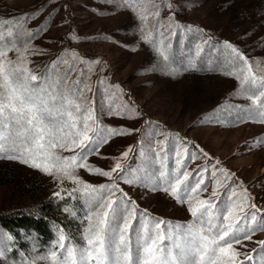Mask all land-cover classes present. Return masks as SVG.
<instances>
[{
    "label": "rangeland",
    "instance_id": "obj_1",
    "mask_svg": "<svg viewBox=\"0 0 264 264\" xmlns=\"http://www.w3.org/2000/svg\"><path fill=\"white\" fill-rule=\"evenodd\" d=\"M167 2L171 3V8L166 6V0L157 3L160 5L157 19L163 25L159 30L166 37L174 38L169 39L171 46L174 47V40L179 45L174 63L184 65L180 72L163 66L153 46L142 39L141 24L136 22L132 11L116 2L0 0V19L17 18L35 34L30 42L28 59L31 63L28 66L37 76L58 57L78 54L81 60L77 61V68L85 69L82 79L91 86L85 97L94 102L100 124L134 130L131 134L113 136L100 147L98 155L88 157V162L110 170L116 162L113 158H120L131 148L127 157L120 160L125 179L117 182L127 198L135 201L138 216L140 210H147L152 217L165 221L186 224L192 220L187 206L164 191H154L140 182H126L139 170L155 175L157 169L164 170L163 165L169 171L174 169L175 152L179 151L188 172L197 175L204 168L208 169L203 172L208 190L200 193L201 199L209 198L216 189L218 196L213 200L216 207L221 208L231 190L236 191L233 200H237L243 188L247 190L248 203L255 204L259 210L257 219H264V123L241 111L247 108L249 101L236 94L238 81L234 77L213 73L209 63H203L209 59L207 53L212 44L229 42L250 61H259L264 66V0ZM148 24L151 28L150 21ZM35 25H40L41 30L33 31ZM197 42L202 51L199 57L193 58ZM8 55L15 60V52ZM96 60L99 64L92 65L93 71L88 73L83 61ZM189 61L195 67L201 62L202 70L192 67ZM109 106L117 111L134 106L139 115H110ZM159 141H164V151ZM193 154L195 158H190ZM147 156L154 157L156 162L147 163ZM4 159L14 164L18 176L10 182L0 180V213L18 208L32 209L38 201L60 191L61 187L74 186L71 181L60 185L52 176L19 160ZM213 168L215 177L212 176ZM220 169L234 175L226 177ZM77 171L89 184L111 183L110 178L94 175L86 169ZM217 179L221 181L219 188ZM119 196L117 192L113 199ZM80 201L85 212V202ZM248 211L250 209L245 207V212ZM84 212L69 232L51 225L52 234L45 240L25 235L22 230L18 235L11 234L0 226V234L4 237L0 240V249L5 251L0 264H47L41 257H46L53 249L58 228L64 230L73 244H81L80 234L85 225L80 221ZM237 215L242 214L237 212ZM8 236L12 239H7ZM258 241H264V230L255 231L252 240H244L243 246H234L251 255L252 264H255L258 255L253 249L259 251L261 248Z\"/></svg>",
    "mask_w": 264,
    "mask_h": 264
},
{
    "label": "snow or ice",
    "instance_id": "obj_2",
    "mask_svg": "<svg viewBox=\"0 0 264 264\" xmlns=\"http://www.w3.org/2000/svg\"><path fill=\"white\" fill-rule=\"evenodd\" d=\"M109 2H116L137 16L141 22L142 39L153 46L164 67L176 72L171 68L174 55L171 42L165 43L164 33L159 32L163 25L158 19L151 28L148 24L150 17H159L160 5L155 0ZM166 6L172 7L167 0ZM34 35L17 18L0 19V159L19 160L52 176L60 185L71 181L74 186L67 191V197L76 199L78 196L86 205L80 221L85 225L80 234L81 244H73L64 230L58 228L53 249L41 260L47 264H252V256L234 246H243L244 240H252L255 231L264 230V219H257L259 210L255 204L248 203L247 190L242 188L237 200H233L236 191L231 190L221 208H217L213 200L218 196L216 189L209 198L201 199L200 193L208 190L203 177V172L208 169L204 168L197 175L188 172L179 151L175 152L174 169L169 171L163 165L164 170L157 169L155 175L139 170L126 182H140L154 191H164L187 206L192 220L186 224L165 221L152 217L147 210H140L137 215L135 201L127 198L117 182L125 179L120 160L127 157L131 148L120 158H113L116 162L110 170L88 162V157L98 155L100 147L113 136L131 134L134 130L100 124L94 102L85 97V93L91 91L86 79H82L85 69H80L76 79H72L77 61L81 60L78 54H73L71 62L66 56L58 57L44 73L34 74L28 66L31 63L28 59L30 42ZM154 35L159 38L154 39ZM201 51L197 45L193 58L199 57ZM10 52H15V60L9 58ZM221 56L225 74L238 81L236 94L249 101L247 108L241 111L264 123V66L259 61H250L229 42H224ZM83 63L91 73L92 65L99 64V60ZM189 63L195 67L192 61ZM62 66H66L63 71ZM108 114L139 115L134 106H125L119 111L109 106ZM158 143L164 151V141ZM184 151L186 153L187 149ZM65 152L69 154L64 155ZM190 158H195L194 154ZM145 160L147 163L156 162L152 156L145 157ZM81 168L108 177L111 183L89 184L78 175L77 170ZM220 171L226 177L234 175L226 169ZM215 175L213 168L212 176ZM220 185L221 181L217 179V188ZM64 191L61 187L53 195L63 200L65 197L61 193ZM117 192L120 196L113 199ZM245 207L250 211L245 212ZM65 211L76 216L68 208ZM133 221H136L135 227ZM3 239L0 234V240ZM257 243L261 248L259 251L253 249L258 255L255 264H264V241ZM4 256L5 251L0 249V257Z\"/></svg>",
    "mask_w": 264,
    "mask_h": 264
},
{
    "label": "trees",
    "instance_id": "obj_3",
    "mask_svg": "<svg viewBox=\"0 0 264 264\" xmlns=\"http://www.w3.org/2000/svg\"><path fill=\"white\" fill-rule=\"evenodd\" d=\"M155 3H158V0H155ZM151 7V6H149ZM132 15L138 24H141L140 20L137 16L132 12ZM25 18V17H24ZM22 18V19H24ZM157 18H149L151 25L156 24ZM33 31H40V25H35L32 29ZM155 32V29H154ZM160 32V30H159ZM158 35H154V39H158ZM165 43L169 42V39H174L171 36H165ZM178 39V38H176ZM194 44V43H193ZM197 42L195 46L199 45ZM214 45V46H213ZM177 46L176 40H174V47L171 46V51L174 54L172 57L171 68L176 69L177 71H181L180 69L184 67L182 63H174V59L177 56ZM224 48V44L216 43L212 44L211 50L208 51L209 59H205L203 63L206 62L210 65V71L213 73H221L225 76V71L223 70V59L221 56V52ZM195 52V51H194ZM71 61V55L66 54ZM198 66L195 67L198 70H202V63L197 62ZM66 67V66H65ZM64 69V66L62 67ZM80 69L76 67L75 76L72 79H76L79 74ZM198 75V74H196ZM83 78V77H82ZM105 83V81H104ZM113 108V107H112ZM109 111V108H108ZM4 160V161H1ZM8 161V159H7ZM16 170L14 164L8 163L4 158L0 159V180L3 182H10L17 178ZM70 185L69 183L67 184ZM65 191L61 193L65 198L63 200L58 199L53 194L48 198H44L38 201L32 209L27 208H18L14 210H8L5 213H0V226L4 228L7 232L11 234L18 235L20 234V230H22L23 234L31 235L40 240L49 239L52 231L51 225H56L57 227H63L65 231L69 232V229L79 222L80 219L76 217H81L83 211V206L80 199H71L67 197V191L71 190V188H64ZM70 209L71 212H75L76 216L70 215L69 212L65 211V209Z\"/></svg>",
    "mask_w": 264,
    "mask_h": 264
}]
</instances>
